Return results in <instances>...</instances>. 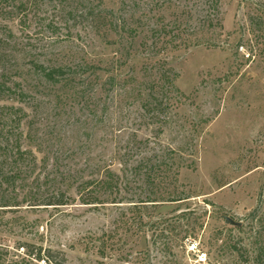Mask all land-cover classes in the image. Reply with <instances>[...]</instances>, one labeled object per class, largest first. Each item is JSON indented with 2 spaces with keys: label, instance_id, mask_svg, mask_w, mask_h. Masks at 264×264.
Returning a JSON list of instances; mask_svg holds the SVG:
<instances>
[{
  "label": "rangeland",
  "instance_id": "374dc122",
  "mask_svg": "<svg viewBox=\"0 0 264 264\" xmlns=\"http://www.w3.org/2000/svg\"><path fill=\"white\" fill-rule=\"evenodd\" d=\"M261 15L264 0H0V106L26 111L28 151L10 159L0 121V264H52L39 247L66 264H264ZM159 65L183 94L152 110ZM98 164L123 202L82 203Z\"/></svg>",
  "mask_w": 264,
  "mask_h": 264
},
{
  "label": "trees",
  "instance_id": "16d2710c",
  "mask_svg": "<svg viewBox=\"0 0 264 264\" xmlns=\"http://www.w3.org/2000/svg\"><path fill=\"white\" fill-rule=\"evenodd\" d=\"M214 2V8L217 13H219V0H213ZM253 23H257L260 26H263L264 29V17L257 16V17H251ZM212 21V19H211ZM220 26H222L221 22H219ZM156 32V31H155ZM159 35L158 33H156ZM146 45V43H145ZM177 46V45H175ZM157 75L154 79L153 83L150 86V93L151 98L148 100L147 107L152 110H159L163 108L165 105H168L169 100L171 99V96H173L174 91H178L179 93L183 94V92L178 88V86L175 83V80L178 76V73L175 71L173 67H169L167 65H159L157 69ZM26 111L22 107H16L15 105H2L0 106V121H4L8 127H10L8 130V140L6 142V145L4 148L9 153V157L11 160H20L24 158V155L28 152L27 150H24L22 148L21 144V135L22 131H18L15 133V127L19 130L22 126V121L24 116L26 115ZM14 136V137H11ZM142 167L145 166V170L147 173V179L149 182L154 183L157 179V166L156 162L154 163H148L146 161H142L141 163ZM96 170L98 172H102L103 175L98 178H90L85 181H80L78 187V192L80 193L81 200L83 204L93 205V207L98 206H104L106 203H118L123 201H118V197L115 195L113 197V194L115 193V190L118 189V181L120 180L119 175L109 166V165H102L98 164L96 165ZM59 194H62L57 201H54L59 205H65L68 204L69 198L65 199V194L60 191ZM58 198V194L55 196ZM189 197V196H186ZM184 197V198H186ZM160 197L158 196H151L149 195L144 200H140V202L146 204L148 202L154 203L153 205H158L155 202L160 201ZM183 199L177 198L172 199V201ZM164 200V199H163ZM7 205L3 206H9L14 205L10 204L11 201L7 202ZM47 204H53L52 202H49ZM16 205V204H15ZM142 221V220H141ZM164 231V229L162 230ZM163 233H161L159 236H161ZM26 248L28 245H24ZM22 246V248H25ZM31 246V245H30ZM168 248L170 250V253L172 252L173 245L171 242V245L168 244ZM235 252L240 254V249L237 246H234ZM27 254L33 255V257L38 260H44L45 262H50L52 264H66L67 257L66 254L63 251H52V253H49V256L44 255L43 247H39L37 251H31L29 248H27ZM56 252V253H53ZM8 253V251H7ZM99 253L104 256L106 253V247L103 245L99 248ZM4 252L2 249H0V263H2V260L5 259ZM58 255V256H54ZM169 260H175V259H169Z\"/></svg>",
  "mask_w": 264,
  "mask_h": 264
},
{
  "label": "water",
  "instance_id": "95a60500",
  "mask_svg": "<svg viewBox=\"0 0 264 264\" xmlns=\"http://www.w3.org/2000/svg\"><path fill=\"white\" fill-rule=\"evenodd\" d=\"M227 220L230 221V223H232V224H234L236 226H241V224H242L241 222H237V221H235V220H233V219H231L229 217H227Z\"/></svg>",
  "mask_w": 264,
  "mask_h": 264
}]
</instances>
